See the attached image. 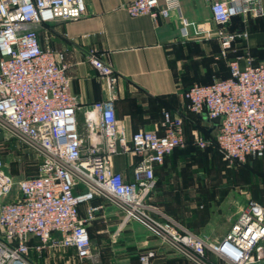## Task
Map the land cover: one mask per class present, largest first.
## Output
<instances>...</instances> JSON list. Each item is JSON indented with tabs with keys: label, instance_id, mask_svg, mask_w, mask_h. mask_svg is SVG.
I'll return each mask as SVG.
<instances>
[{
	"label": "built area",
	"instance_id": "built-area-1",
	"mask_svg": "<svg viewBox=\"0 0 264 264\" xmlns=\"http://www.w3.org/2000/svg\"><path fill=\"white\" fill-rule=\"evenodd\" d=\"M211 19L223 27L231 16H262L261 0H204ZM130 17L147 16L153 22L178 11V0H130L124 7ZM84 14L83 0H0V128L41 154L39 175L13 182L0 158V264H33L29 241L36 253L42 249H68L79 261L90 257L87 227L103 209L104 201L123 221L139 223L160 244L191 264H207L209 252L222 264H264V208L248 202L223 238L215 243L195 234L161 209L147 202L154 185L153 166L182 147V120L162 111L160 128L138 130L129 138L118 125L111 86L116 77L93 51L88 63L105 81L109 98L83 111L84 128L77 129L76 99L68 92L67 65L63 55L42 49L36 28L56 20L74 21ZM184 34V28H180ZM245 32L219 28L218 57L226 60L228 77L208 85L194 84L182 94L186 110L214 122V145L223 159L243 164L264 156V61L226 59ZM199 149L208 142L196 132ZM138 159L132 182L111 169L112 158L128 155ZM16 195L2 200L12 187ZM85 206L84 217L78 207ZM55 235V236H53ZM155 257L152 249L138 254L140 264Z\"/></svg>",
	"mask_w": 264,
	"mask_h": 264
},
{
	"label": "crops",
	"instance_id": "crops-1",
	"mask_svg": "<svg viewBox=\"0 0 264 264\" xmlns=\"http://www.w3.org/2000/svg\"><path fill=\"white\" fill-rule=\"evenodd\" d=\"M129 1L83 0L84 14L80 18L56 20L36 28L39 45L63 55L67 65L68 92L77 103L75 120L80 133L84 128V109L109 98L105 81L86 59L91 51L116 77L111 86L115 96L114 115L127 139L138 130L155 131L161 135L162 111L180 116L182 147L164 156L161 165L153 166V205L158 208V205L165 204L166 212L161 210L167 216L189 231L217 243L248 202L264 208V156L244 162L246 167L240 175V181L243 180L240 183L248 189L247 196L230 212L198 213L181 219L168 214L171 209L166 204L170 203L163 201L165 197H169L172 203L181 199L172 201L171 196L184 197L185 193L193 197L189 189L197 186L192 178L196 161L206 157L207 167L210 161L207 147L210 139L203 136L207 134L210 138L214 127L205 117L186 110L182 94L194 84L208 85L215 79L228 77L226 60L218 57L216 32L219 28L230 33H247L246 38L238 37L231 45L227 60L240 58V67L245 57L251 59L252 65L264 61V0H261L262 16H231L223 27L212 21L204 0H178V11L155 22L147 16H128L124 7ZM181 27L184 28L183 35L179 31ZM194 132L208 142L206 148L195 146ZM137 161L131 154L117 155L112 158L111 169L120 173L126 182H132V168ZM244 176H247L245 180ZM196 200L211 204L209 197ZM97 204H102L103 209L89 223L87 232L89 239L94 241L100 264H140L137 256L147 249L155 252L149 264H191L160 244L139 223L124 222L111 205L100 200L90 202V205ZM84 207H78L79 217H84ZM35 245L37 241L31 239L28 258L33 264H77L71 248H44L38 254ZM204 261L222 264L207 251Z\"/></svg>",
	"mask_w": 264,
	"mask_h": 264
},
{
	"label": "rangeland",
	"instance_id": "rangeland-1",
	"mask_svg": "<svg viewBox=\"0 0 264 264\" xmlns=\"http://www.w3.org/2000/svg\"><path fill=\"white\" fill-rule=\"evenodd\" d=\"M215 133L216 130L215 127H213L210 141L207 145L210 153L209 166L207 167L206 165V157L202 159L203 161L201 159L196 161V167L193 173L194 176L192 178L197 186L193 189H189V192H191L193 197H190L185 193L183 194L184 197L171 196L170 199L172 201L176 198L181 199L178 200V202L174 201V203L169 200V197H165L163 201L170 203L166 204L170 206L171 209V211L167 212L168 214L179 219L183 217L187 218L190 215L198 213L201 215L204 213H213L212 215H215L216 212L220 211L230 212L240 201L245 200L248 189L243 187L245 184L243 185L240 183L243 181H240V175L242 174L244 167H246L245 163H230L223 159L221 153L215 149L213 143ZM0 134L2 135V140L0 142V158L3 162L4 171L11 177L12 181L16 182L23 177H34L39 175V165L42 158L41 154L18 140L15 136L9 133L7 129L0 128ZM246 177L247 176H244V180ZM152 192L153 188L149 193L147 200L151 205L154 204ZM15 195L16 188L13 186L9 195H7L2 201H10ZM203 197H209L211 199V204H205L196 200ZM164 205L165 204H160L158 205V208L166 212ZM90 243V257L85 261L75 259L77 264H100V262H98V253L95 247H93L94 241L90 240Z\"/></svg>",
	"mask_w": 264,
	"mask_h": 264
},
{
	"label": "trees",
	"instance_id": "trees-1",
	"mask_svg": "<svg viewBox=\"0 0 264 264\" xmlns=\"http://www.w3.org/2000/svg\"><path fill=\"white\" fill-rule=\"evenodd\" d=\"M228 71V70H227ZM211 123H213V124H215L214 122H212L211 121ZM202 133V132H201ZM205 132H203V134H204ZM203 137H205V138H207V139H210L209 138V136L207 135V134H204V136ZM210 141V140H209ZM206 148V147H205ZM204 149V148H203ZM215 149L217 150V148L215 147ZM174 150V149H173ZM249 161H250V159H249ZM237 164V163H236ZM244 164V163H243Z\"/></svg>",
	"mask_w": 264,
	"mask_h": 264
},
{
	"label": "water",
	"instance_id": "water-1",
	"mask_svg": "<svg viewBox=\"0 0 264 264\" xmlns=\"http://www.w3.org/2000/svg\"><path fill=\"white\" fill-rule=\"evenodd\" d=\"M1 140H2V135L0 134V142H1Z\"/></svg>",
	"mask_w": 264,
	"mask_h": 264
}]
</instances>
